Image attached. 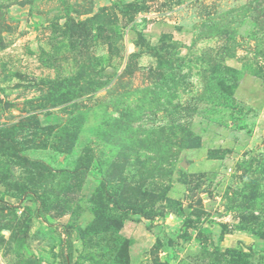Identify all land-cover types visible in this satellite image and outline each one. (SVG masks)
I'll return each instance as SVG.
<instances>
[{
    "label": "rangeland",
    "instance_id": "1",
    "mask_svg": "<svg viewBox=\"0 0 264 264\" xmlns=\"http://www.w3.org/2000/svg\"><path fill=\"white\" fill-rule=\"evenodd\" d=\"M0 264H264V0H0Z\"/></svg>",
    "mask_w": 264,
    "mask_h": 264
},
{
    "label": "trees",
    "instance_id": "2",
    "mask_svg": "<svg viewBox=\"0 0 264 264\" xmlns=\"http://www.w3.org/2000/svg\"><path fill=\"white\" fill-rule=\"evenodd\" d=\"M128 139H129V144L132 143V142H135V141H136V138H135V137L133 138V141H132V136L129 137ZM131 145H132V144H131ZM127 149H128V150H131L130 147H128ZM4 204H5V206L8 205V204L5 203V202H4ZM65 234H66L65 243H66L67 245H69L70 247H72L73 243H72V240H71V232H70L69 230H66V231H65ZM62 251H64V248L62 249ZM65 258H66V259H67V258H68V259H71V258H72V255H67V256H65Z\"/></svg>",
    "mask_w": 264,
    "mask_h": 264
}]
</instances>
